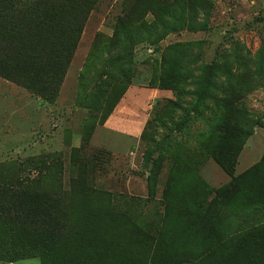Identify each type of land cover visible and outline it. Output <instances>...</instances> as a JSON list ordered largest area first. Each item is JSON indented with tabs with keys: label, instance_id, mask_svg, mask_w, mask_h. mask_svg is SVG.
<instances>
[{
	"label": "rangeland",
	"instance_id": "obj_1",
	"mask_svg": "<svg viewBox=\"0 0 264 264\" xmlns=\"http://www.w3.org/2000/svg\"><path fill=\"white\" fill-rule=\"evenodd\" d=\"M37 6L0 15V264H264V0Z\"/></svg>",
	"mask_w": 264,
	"mask_h": 264
},
{
	"label": "trees",
	"instance_id": "obj_2",
	"mask_svg": "<svg viewBox=\"0 0 264 264\" xmlns=\"http://www.w3.org/2000/svg\"><path fill=\"white\" fill-rule=\"evenodd\" d=\"M23 1L24 0H0V15H3L5 18L22 17L29 13L39 12L37 6L39 1H50L55 3L57 0H27L26 3ZM89 3L91 2L86 3V5Z\"/></svg>",
	"mask_w": 264,
	"mask_h": 264
}]
</instances>
